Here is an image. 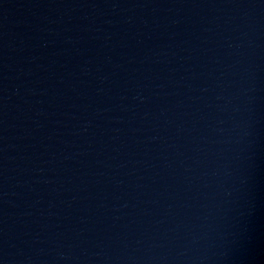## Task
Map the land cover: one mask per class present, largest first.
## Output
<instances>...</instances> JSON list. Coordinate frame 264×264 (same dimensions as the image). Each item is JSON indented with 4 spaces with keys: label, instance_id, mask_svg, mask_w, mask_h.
<instances>
[{
    "label": "water",
    "instance_id": "obj_1",
    "mask_svg": "<svg viewBox=\"0 0 264 264\" xmlns=\"http://www.w3.org/2000/svg\"><path fill=\"white\" fill-rule=\"evenodd\" d=\"M0 264H264V0H0Z\"/></svg>",
    "mask_w": 264,
    "mask_h": 264
}]
</instances>
